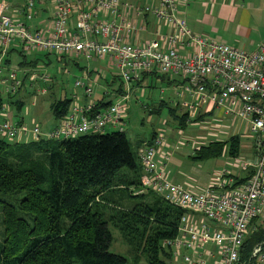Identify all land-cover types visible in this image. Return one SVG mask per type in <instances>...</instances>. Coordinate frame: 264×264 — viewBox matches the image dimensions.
Masks as SVG:
<instances>
[{
	"label": "built area",
	"instance_id": "built-area-1",
	"mask_svg": "<svg viewBox=\"0 0 264 264\" xmlns=\"http://www.w3.org/2000/svg\"><path fill=\"white\" fill-rule=\"evenodd\" d=\"M191 1L51 0L50 17L31 28L26 21L35 14V0L13 6L0 0V55L16 43L26 54L42 51L58 57L107 58L126 84L144 72L178 75L181 84L173 91L176 104L185 113L186 124L204 130L190 145L195 149L212 139L253 136L256 154L254 161L250 155L244 160L238 154L227 164L250 170L242 182L235 183L236 176L223 169L204 188L195 189L190 180L177 184L169 179L170 146H182L181 140L167 143L163 130H156L153 140L143 143L137 152L141 185L184 211L177 234L162 244L170 250L171 260L181 264H264V42L248 52L195 35L181 11ZM147 14L155 20L153 37L134 43L131 37L138 31L135 18ZM162 27L168 31L163 32ZM41 78L50 80L46 74ZM0 80L9 92L21 86L14 69ZM74 85L82 87L87 97L91 95L87 81L77 79ZM126 98L127 94L102 111H93L91 100L82 105L71 99L67 112L52 129L41 132L36 123L28 128L3 120L0 136L9 142L27 143L103 133L112 127L124 132L126 112L121 99ZM215 110L202 125L195 121L200 111L203 116ZM237 121L246 122L244 135L235 131ZM257 228L261 238L241 261L244 239Z\"/></svg>",
	"mask_w": 264,
	"mask_h": 264
},
{
	"label": "trees",
	"instance_id": "trees-1",
	"mask_svg": "<svg viewBox=\"0 0 264 264\" xmlns=\"http://www.w3.org/2000/svg\"><path fill=\"white\" fill-rule=\"evenodd\" d=\"M70 101L50 103L55 118L67 112ZM185 116H174L176 127H185ZM139 144L119 131L27 143L0 136V264H170L162 243L177 234L184 211L142 187ZM224 145L235 156L239 136L200 145L192 155L214 158ZM109 225L127 242L131 258L109 251ZM250 233L241 261L261 238L260 228Z\"/></svg>",
	"mask_w": 264,
	"mask_h": 264
},
{
	"label": "crops",
	"instance_id": "crops-1",
	"mask_svg": "<svg viewBox=\"0 0 264 264\" xmlns=\"http://www.w3.org/2000/svg\"><path fill=\"white\" fill-rule=\"evenodd\" d=\"M51 7H52L51 0H35V4L33 7L35 14L31 20L26 21L27 25H30L31 28H34L43 24L45 20L50 17ZM181 11L182 14L184 15L187 26L191 29V31L195 35L202 36L209 40L222 42L237 49H244L248 52H252L256 50L258 45L261 42H264V0H192L186 7H182ZM72 21L73 20L70 19L69 21L70 26L72 25ZM154 21H155L154 17L151 14L144 15L143 17L140 16L136 17L135 22L136 25L138 26V31L134 36L131 37V41L137 43L142 40L151 39L153 37ZM162 31L167 32L168 29L162 27ZM13 52L14 53L18 52L22 58L16 67L11 68V64H12L11 54ZM41 54H45L44 55L45 60L39 58L41 57ZM31 55L32 57L30 59H27L26 55L19 48V46L16 43H11L6 53L0 55V66H1L0 79L3 78L8 73L9 70L14 69L20 72L21 78H19L17 74L16 77L21 81V85L23 84V81L26 78L29 81H31L30 83H33L35 81L37 82L35 89H38L39 84L42 83L51 84L54 81L53 77H50V80L47 81L49 83H46L41 78L42 75L46 74V73H42L41 71L42 68H44V65L47 62H49V57L47 56L49 55V53L33 51ZM56 57L58 61L60 60L62 61V59L64 58L58 56ZM79 59L82 58L76 57L73 58L72 61L70 60V62L74 66L80 68ZM92 61H96V60H92ZM100 62L102 64L98 63L96 66L95 65L88 66L84 64L82 68H84V71H86L85 73L86 81L91 85V87L92 85H94V83H98L99 81L97 82V78L101 77L102 85H99L102 88L101 95H95L93 97V93L91 92L92 98H90L91 95L87 97L86 94L84 93V90L82 89L80 94L82 99H80L79 102L80 104L83 105L88 100H91L94 103H98L102 101L101 103L105 107L101 106L98 111L105 110L108 106L113 104L115 101L120 99L125 94H127L126 99H128L129 92L130 93L140 92L142 94V91H140L142 87L153 89L156 86H161L160 88H163L164 90L163 92L169 91L173 96V91L177 88V86L181 84V79L178 75L168 76L157 73L155 71L144 72L139 77L130 80L126 84L122 81L118 73H116L114 66L110 64V61L107 58L100 59ZM94 70L96 72V78L92 79L90 76L92 75ZM39 71L41 72L40 74H38ZM30 75L31 76L34 75L33 77L35 78H31ZM91 81L93 84L91 83ZM116 81H117V86L114 87ZM160 88H158V90L162 92ZM49 90L50 89L48 88V91ZM49 97L50 96H48V98ZM126 99H121V107L125 110V112H126V105L124 101ZM19 103H21L20 104L21 107L23 104L21 101L14 102L17 109L20 108V107L18 108ZM50 103L51 102H49V105ZM163 105H165V102L163 100H159L157 104H153L149 108H148V104H143L142 108L149 109L150 113L156 114L157 111ZM215 113L216 110L213 112L211 111V113H207L203 116H200L201 115V111H200L198 116L202 117L203 119V117H210V115L214 116L213 114ZM51 116L54 117L53 114ZM54 119H55V123L51 124L49 128H47L46 130H50L58 124L59 119L55 117ZM16 122L24 124L23 120ZM28 124L30 125L31 123L29 122ZM176 128H177L176 130L182 129L178 127ZM111 131H116V129L113 127L105 128L103 133L111 132ZM235 131H237V128H235ZM155 132L156 131H153L150 134V138L148 139L141 138V140L139 141H143L147 143L151 142L155 136ZM166 136L171 138V142L174 141L173 133H170L169 135ZM239 138L241 139L242 136H239ZM241 144L242 143L240 140V147ZM241 149L242 148L239 149L238 154L240 153ZM231 161L232 160H226L225 165H227ZM251 161H254V158ZM181 166H182L181 159L176 156L175 152L172 153V156L166 165V169L168 171L169 179L171 180V182L177 184H183L188 179H194L188 175H183V172H181L180 170ZM223 169L224 167H222L218 171L213 172V176L219 175ZM193 170L194 169L192 168L191 171ZM246 172L247 171H245V173ZM230 174L234 178L235 175L231 171ZM213 176H211V178ZM211 178L202 185L197 183V185H193V186L195 187V189L204 188L206 185H208Z\"/></svg>",
	"mask_w": 264,
	"mask_h": 264
},
{
	"label": "rangeland",
	"instance_id": "rangeland-1",
	"mask_svg": "<svg viewBox=\"0 0 264 264\" xmlns=\"http://www.w3.org/2000/svg\"><path fill=\"white\" fill-rule=\"evenodd\" d=\"M5 2L10 6L20 5L23 3L22 0H5ZM37 52H42V51H37ZM32 53L33 52H29L30 55L26 53L24 54L26 55L27 59H30L32 57L31 55ZM44 55L45 54H41V57L39 58L45 60ZM47 56L49 57V62H47L44 65V68H42L41 72L46 73V75L54 78V81L51 84L42 83L39 84L38 89H35L37 82L35 81L33 83H30L31 81H29L26 78L24 79L23 84L16 91L9 92L6 90L5 86L2 85L0 80V104L6 107L5 110L3 108L2 109L0 108V122L3 120H7L12 123H17L16 121L23 120L24 124L28 128L29 126H31V124L36 123L40 126L41 132H45L43 130H46L47 128H49L51 124L55 123L54 117L51 116L52 112L49 109V102H52V100H58L59 98L61 99L68 98V99H72V102L73 101L80 102V99H82L80 95L82 91V87H76L74 83L77 79H79L80 81H86V75H85L86 71H84V68H82L83 65L85 64L88 66H93V65L96 66L98 63L102 64L100 60L92 61L80 57L82 59H79L80 60L79 61L80 68H79L77 66H74L70 62V60L71 61L73 60V58L71 57L62 56L64 57L62 61L61 60L58 61L56 57L57 55H55L52 52H49V55ZM11 57H12L11 68H14L19 64L22 57L19 55L18 52L17 53L13 52L11 54ZM116 69L117 68L115 67V71ZM15 71L18 77L21 78L20 72H18L17 70ZM41 72L39 71L38 74H40ZM90 77L92 79L96 78L95 70ZM98 78H97V82L98 81L99 82L94 83V85H92L93 97L95 95H101L102 88L99 85H102V81H101V77ZM116 86H117V81L114 84V87ZM160 87L161 86H156L153 89L142 87L140 90L142 91V94L140 92L137 93L129 92V96H128L129 98L124 101L126 105L125 130H124L125 136L132 143H137L139 140H141V138L142 139L150 138V134L153 131L162 129L163 135L165 136V141L168 143L171 142V138H169L166 135L173 133L174 141H172L171 143H174L177 139H180L182 146L177 147L174 144H172L170 146V149L173 151L172 153L175 152L176 156L181 159L182 166L180 167V170L181 172H183V175H188L195 179V180L188 179L191 181L193 185H197V183H199L200 185L204 184L211 178V176H213V172L220 170L222 167H224L225 170H230L237 177H244L245 170H242L241 168L225 165L226 160H231L238 154L237 153L235 156L230 155L228 145H224L220 151V154L215 156L214 158L212 157L197 158L196 155L194 154L192 155L193 147L190 145V140L194 139L197 136H203L204 130H202L198 125H193L188 123L185 125V127L179 129L180 134H177L178 130H176L177 128L175 126L177 124L176 123L177 120H175L174 123V116L182 114V112L179 110L180 108H178L176 104V101L178 100L176 97L174 98L169 91L163 92L164 91L163 88ZM48 88L50 89L49 91ZM158 88H160L163 93L159 91ZM43 89L45 90L44 92L41 91ZM92 93L90 98H92ZM48 96L50 97L48 98ZM76 96L78 97L79 100L76 98ZM159 100H163L165 102V105H163L157 111L156 114L150 113L149 109L142 108L143 104H148V108H149L151 107V105L157 104ZM19 101H21L23 104L19 109H17L14 102H19ZM169 108H174V112H173L174 115H171L169 113L170 110ZM206 118L207 117H203L202 119V117H199V119L195 121H199L201 123ZM29 122L31 123L30 125L28 124ZM200 125H202V123ZM236 127L238 129V133L244 135L243 129L244 127H246V122L237 121ZM252 137H248L244 135L241 139L239 138L242 143L241 146L242 147L244 146V148L240 150L238 158L246 160L247 158L246 156L250 155L251 159H253L254 150H255L254 149L255 138ZM10 142L14 143L12 141ZM208 142L210 141L204 142L203 144H207ZM143 143L146 142L140 141L139 147H141ZM192 168L194 169L193 171H191ZM109 229L112 235V241L109 246V251L119 253L121 255L131 258L132 256L131 248L129 247L127 242L124 241L119 231L111 225H109ZM179 261L180 260L178 261L173 260L170 261L169 263L180 264ZM138 264H144L143 259H140Z\"/></svg>",
	"mask_w": 264,
	"mask_h": 264
}]
</instances>
